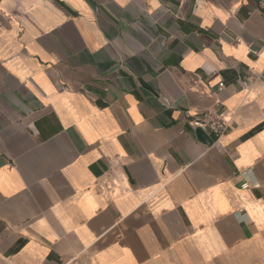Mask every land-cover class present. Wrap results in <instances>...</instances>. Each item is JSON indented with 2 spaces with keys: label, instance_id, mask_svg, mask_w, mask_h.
<instances>
[{
  "label": "crops",
  "instance_id": "crops-1",
  "mask_svg": "<svg viewBox=\"0 0 264 264\" xmlns=\"http://www.w3.org/2000/svg\"><path fill=\"white\" fill-rule=\"evenodd\" d=\"M0 264H264L255 0H0Z\"/></svg>",
  "mask_w": 264,
  "mask_h": 264
},
{
  "label": "built area",
  "instance_id": "built-area-1",
  "mask_svg": "<svg viewBox=\"0 0 264 264\" xmlns=\"http://www.w3.org/2000/svg\"><path fill=\"white\" fill-rule=\"evenodd\" d=\"M258 8L264 13V0H255ZM251 83L249 84V87ZM225 87V82L219 83V89L222 90ZM192 126L199 127L204 130H209L215 134L217 138H220L222 134L227 132L232 127L231 119L224 117V114H217L211 111H204L196 114L192 119ZM249 184H244V187H248Z\"/></svg>",
  "mask_w": 264,
  "mask_h": 264
}]
</instances>
